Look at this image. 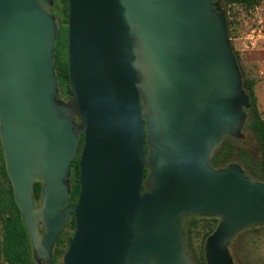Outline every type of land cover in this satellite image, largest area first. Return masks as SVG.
<instances>
[{
  "label": "water",
  "instance_id": "water-1",
  "mask_svg": "<svg viewBox=\"0 0 264 264\" xmlns=\"http://www.w3.org/2000/svg\"><path fill=\"white\" fill-rule=\"evenodd\" d=\"M68 1L65 101L55 0H0V140L35 260L54 264L74 215L62 264H195L190 219L218 220L207 264H236L232 243L264 227V181L212 162L250 106L221 0Z\"/></svg>",
  "mask_w": 264,
  "mask_h": 264
},
{
  "label": "trees",
  "instance_id": "trees-1",
  "mask_svg": "<svg viewBox=\"0 0 264 264\" xmlns=\"http://www.w3.org/2000/svg\"><path fill=\"white\" fill-rule=\"evenodd\" d=\"M259 2V0H221L222 8L227 10L225 7L229 4H242L245 6H252ZM54 13L60 23L59 35L55 44L56 52V72L58 74L60 93L63 95H69L71 92L70 77H69V61H68V13H69V1L68 0H55L54 2ZM230 23V21L228 20ZM239 63V57L237 56ZM241 69V66H240ZM242 76L244 77L241 69ZM243 86L246 92L250 96V106L246 108L248 113L247 120L243 127L251 130L258 141L260 150V158L258 161L251 162V155L249 152H245L247 156H241L243 149L239 146L241 138H226L222 141L224 143V149L222 147L216 151L212 158L213 165L222 166L221 163H239L242 165L252 176L259 181H264V117L262 116L258 107V98L255 92V82L252 79L243 78ZM84 143V138H80ZM221 143V144H222ZM234 147L239 149V154L231 155L230 150ZM229 146V148H228ZM231 147V148H230ZM0 151L4 162L3 150L0 140ZM245 151V150H244ZM73 162V176L71 178V194L70 202L74 203L77 201L80 184L77 175L80 174L79 168V156L75 157ZM2 171L9 182V188H4L0 191V215L2 217V237L0 240V257H2L5 264H37L33 258V250L31 239L23 222L21 211L15 202L13 195V187L10 179L6 172L5 162L3 163ZM43 195L41 183L35 184L34 197L36 200H41ZM204 221L211 223L218 220L216 219H190L187 224L196 225L197 222ZM67 227L74 229L75 217L73 216L71 221L63 228L56 246L54 248V259L55 262L59 261L64 256L67 250V242L72 237V233L66 230ZM217 226L211 228L207 237L215 230ZM188 247L191 249V232L189 229L186 230ZM189 250V249H188ZM205 256V254H204ZM206 260V259H205ZM196 264H205L198 263ZM207 264V262H206Z\"/></svg>",
  "mask_w": 264,
  "mask_h": 264
},
{
  "label": "rangeland",
  "instance_id": "rangeland-1",
  "mask_svg": "<svg viewBox=\"0 0 264 264\" xmlns=\"http://www.w3.org/2000/svg\"><path fill=\"white\" fill-rule=\"evenodd\" d=\"M225 9L230 21L231 43L236 56L239 57V66L244 74L242 77L255 82L258 107L264 117V0H259L252 6L229 4ZM57 23L59 24L60 21L57 20ZM243 133L244 137L238 143L243 149L241 156H247L245 154L247 151L251 155V162L258 161L260 150L256 136L247 128L243 129ZM221 147L224 149V143L217 150ZM230 153L238 156L239 149L232 145ZM3 163L0 151V191L9 188V182L2 171ZM36 203L40 204V200ZM215 226L217 221L211 223L199 221L196 225L187 224L186 230L189 229L191 232V249L189 247L188 249L195 264L196 262L206 264L204 247L208 233ZM66 230L72 232L70 227ZM230 251L236 264H264V227L245 232L232 243ZM0 264H5L2 257H0Z\"/></svg>",
  "mask_w": 264,
  "mask_h": 264
},
{
  "label": "flooded vegetation",
  "instance_id": "flooded-vegetation-1",
  "mask_svg": "<svg viewBox=\"0 0 264 264\" xmlns=\"http://www.w3.org/2000/svg\"><path fill=\"white\" fill-rule=\"evenodd\" d=\"M56 15V14H55ZM68 15H69V13H68ZM59 26V25H58ZM61 94V93H60ZM61 98L63 99V100H65V101H67V100H69L70 99V93H69V95H63V94H61ZM84 138V135H81L80 136V138ZM82 146H83V143H82V141H81V144H80V148H79V153H78V155L77 156H79V160H80V153H81V150H82ZM76 156V157H77ZM72 172H73V162H72ZM72 176H73V174H71V178H72ZM79 175H77L76 177H78ZM35 198V197H34ZM36 201H38V200H36L35 199V202ZM41 201V200H40ZM75 203V202H74ZM74 203H71L70 202V204H74ZM40 204H37L36 203V206H39ZM74 215H72V217H73ZM72 217H71V219H72ZM0 221H1V224H2V217H1V215H0ZM71 221V220H70ZM66 225V224H65ZM65 225H64V227H65ZM63 227V228H64ZM63 228H62V230H63ZM62 230H61V232H62ZM41 232H43V231H41ZM61 232H60V234H61ZM72 236H73V233H74V229H72ZM60 236V235H59ZM1 237H2V232H1V234H0V240H1ZM72 238V237H71ZM70 240V239H69ZM68 240V241H69ZM57 243V242H56ZM67 244H68V242H67ZM55 246H56V244H55ZM55 248V247H54ZM32 250H33V248H32ZM33 258H34V254H33ZM62 259H63V257L60 259V262L59 261H57V262H55V259H54V250H53V261H54V264H62ZM34 260H35V258H34ZM36 261V260H35ZM36 263L37 264H47L46 263V261L44 260V259H42L41 260V262H39V261H36Z\"/></svg>",
  "mask_w": 264,
  "mask_h": 264
}]
</instances>
